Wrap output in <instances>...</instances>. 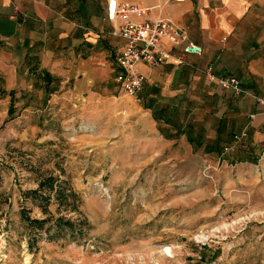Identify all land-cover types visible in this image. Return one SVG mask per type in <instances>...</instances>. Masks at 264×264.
I'll return each mask as SVG.
<instances>
[{
    "label": "rangeland",
    "instance_id": "obj_1",
    "mask_svg": "<svg viewBox=\"0 0 264 264\" xmlns=\"http://www.w3.org/2000/svg\"><path fill=\"white\" fill-rule=\"evenodd\" d=\"M51 88L0 90V264H264V147L248 133L220 153L125 151L117 114L82 122ZM49 173L79 194L77 209H50L90 229L75 240L35 230L32 246L21 208L46 215L22 190Z\"/></svg>",
    "mask_w": 264,
    "mask_h": 264
},
{
    "label": "crops",
    "instance_id": "obj_2",
    "mask_svg": "<svg viewBox=\"0 0 264 264\" xmlns=\"http://www.w3.org/2000/svg\"><path fill=\"white\" fill-rule=\"evenodd\" d=\"M119 1L148 7L135 19L175 20L202 51L185 54L184 62H139L144 83L132 95L118 80L125 39L107 29L109 0H0V90L22 97L35 89L41 98L53 87V104H68L82 122L117 114L125 151L220 153L243 129L252 146L264 147V106L206 74L212 64L216 74L236 75L264 95V0Z\"/></svg>",
    "mask_w": 264,
    "mask_h": 264
},
{
    "label": "built area",
    "instance_id": "obj_3",
    "mask_svg": "<svg viewBox=\"0 0 264 264\" xmlns=\"http://www.w3.org/2000/svg\"><path fill=\"white\" fill-rule=\"evenodd\" d=\"M148 7L135 3L109 0L106 17L112 22L110 33L125 39V45L117 55L120 68L118 80L126 92L136 95L143 87L144 74L137 68L141 61L153 64L164 62L174 57L179 62L185 61V54L200 53L202 46L190 40L188 30L168 17L135 19L133 14L142 16ZM171 43L168 47L164 43ZM175 48H179L175 51ZM206 74L214 77L223 87L231 88L237 94L250 93L264 106V95L246 88L240 78L233 74H216L212 64L206 67ZM243 129L234 135L240 140L247 135ZM229 147L226 146V149Z\"/></svg>",
    "mask_w": 264,
    "mask_h": 264
},
{
    "label": "trees",
    "instance_id": "obj_4",
    "mask_svg": "<svg viewBox=\"0 0 264 264\" xmlns=\"http://www.w3.org/2000/svg\"><path fill=\"white\" fill-rule=\"evenodd\" d=\"M48 84L51 83L53 76L49 71L44 73ZM13 93V91H10ZM14 108L9 109L10 115H13ZM238 159L256 162L257 156L250 152L238 154ZM25 198H30L34 203L42 208L46 216L37 217L30 214V208H21V218L27 221L31 228L30 245L36 242L39 238L36 237V231H45L50 240L59 239L61 237L72 240L83 238L88 234L90 229V221L87 216H79L77 218L68 217L60 212H53L50 209V204L53 201L58 202V210L61 206L65 208L77 209L78 192L70 185L68 178H63L60 174L49 173L40 175L36 187L22 190ZM77 202V203H76ZM206 255V254H205ZM202 255V258L205 257ZM200 263H204L205 259H200Z\"/></svg>",
    "mask_w": 264,
    "mask_h": 264
}]
</instances>
